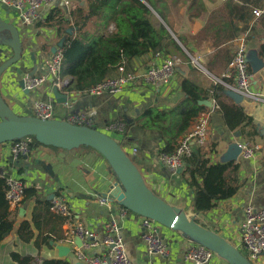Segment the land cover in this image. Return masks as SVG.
Masks as SVG:
<instances>
[{
  "label": "crops",
  "instance_id": "1",
  "mask_svg": "<svg viewBox=\"0 0 264 264\" xmlns=\"http://www.w3.org/2000/svg\"><path fill=\"white\" fill-rule=\"evenodd\" d=\"M68 1L66 7L72 0ZM141 1L152 11L156 24H163L171 34L172 41L181 49L177 52L173 46L168 45V49L174 51L173 55L180 57L181 64L186 66L184 74L175 71L171 82L159 89L149 88L137 82L128 90L115 94L90 95L86 92L68 94L63 91L68 97L66 106L58 105L52 99L51 78L35 91L26 94L19 87V80L33 69L35 76L45 74L47 71L45 62L51 48L61 39L65 41L66 36L60 33L57 35L56 27L41 25L47 16V9L42 14V20L26 29L18 25L13 10L0 3V21L11 23L20 29L21 35L26 39V53L32 52L35 59L34 62L28 60L22 66L21 63H17L2 75L0 80L2 97L17 115H32L34 102L41 101L52 106L53 118L62 119L67 112H82L89 116L96 128L101 131H105L106 125L111 122H119L125 126L122 121L124 119L129 125L120 133L111 131L109 134L137 166L147 186L168 204L195 216L201 226L236 244L245 207L247 205L255 208L264 207V37L248 39L250 30L255 27L256 18L252 14L255 7L239 9V0ZM54 5L59 6L60 10L66 8L59 1ZM73 8L74 5L70 10ZM60 15L62 14L59 12L58 16ZM262 16L264 21V14L260 18ZM70 20L63 30L74 37V16ZM110 25L114 26L113 23ZM262 33L264 34V28ZM241 42L247 47L250 70L254 69V73L251 70L254 77L250 93L244 95L234 90L233 79L223 78ZM11 54L8 47L0 45V64ZM156 63L158 61L153 57V53L149 52L134 58L132 67L138 72H143ZM183 78L192 81L200 89L201 100L210 103L209 107L206 106V109L201 111L209 113L210 134L205 146L200 148V153L205 158L212 162L225 163L223 159L226 157L228 147L233 143L238 144L240 148L242 145L258 148L252 159L233 161L234 164H241L240 190L231 198L217 202L216 206L205 214L193 210L191 191L184 179L178 175L169 176L159 163L158 154L167 147L165 135L157 128L144 129L138 126L139 117L148 108L178 112L179 108L185 105L186 98L179 87ZM226 79L230 80V83L226 84L224 82ZM63 80L68 82L69 77L66 76ZM217 83L225 84L226 103L237 104L227 91L236 92L242 97L238 104L252 118L258 131L253 142H247L238 130L232 132L226 130L222 117L215 108L216 101L210 97V88ZM174 130L172 128V131ZM6 147V144L0 145V176L20 178L25 188L33 189L34 193L25 195L19 208L14 209L10 206L7 208L9 213L13 214L14 211L17 213L12 230L0 242V264H18L12 259L13 253L31 258L30 264H43L46 260L84 264L78 260L77 251L82 250L89 256L101 254L104 249L101 246L105 235L104 225L111 220L117 225L125 252L132 264H190L183 261V256L187 249L194 247L195 244L164 227H161L159 232L168 247L166 256L148 254L147 246L140 238L141 217L130 212L125 217L120 215V206L112 199V195L120 188L119 182L106 160L95 150L79 147L66 151L49 146H37L28 156L13 160L9 158ZM56 196H62L72 208V217L66 219L63 224H60L61 217H57L42 205ZM104 196L112 200L111 208L98 204V199ZM38 201L40 205H37ZM19 209H23L24 212L19 213ZM34 212L39 217V227L32 228L31 241L23 242L18 238L19 226L24 221L30 222ZM75 225H81L94 232L96 242L94 247L84 250L77 246L75 236L69 234ZM46 237L48 240L45 241ZM59 247L67 248L68 254L60 255ZM208 264L227 262L221 258H214ZM257 264H264V256Z\"/></svg>",
  "mask_w": 264,
  "mask_h": 264
},
{
  "label": "trees",
  "instance_id": "2",
  "mask_svg": "<svg viewBox=\"0 0 264 264\" xmlns=\"http://www.w3.org/2000/svg\"><path fill=\"white\" fill-rule=\"evenodd\" d=\"M81 1H84L83 4ZM81 1L74 4V8L68 12L67 19L63 14L58 16L61 10L56 5L49 9L44 23H41L49 28L56 27L62 36H66L62 46V65L59 72L60 78L69 77L68 86L64 89L66 93H85L90 87L105 79L116 78L119 76V67H124L126 72H135V68L132 67L133 59L149 52L173 55L174 51L169 50L168 45L173 46L177 52L181 51L172 41V36L166 27L161 23L156 24L152 11L141 0ZM145 1L149 2V0ZM239 3V9L252 6L263 9L264 14V0H239ZM73 16L74 37L66 34L62 26L70 23ZM110 23H113L115 27L113 33L106 32ZM263 28L262 16L255 21V27L250 30L248 39L264 37ZM55 80L54 78L53 81ZM224 82L227 84L230 80L226 79ZM179 87L186 98V103L179 108L178 112L148 108L138 119L140 128H157L165 135L167 147L162 152H171L178 137L188 129L197 114L206 109L205 105L199 104L203 101L199 96L200 89L192 81L183 78ZM210 90V97L216 101L217 111L222 117L226 130L230 132L238 130L242 138L247 142H253L258 131L244 108L240 104L225 102L226 87L223 84L217 83ZM122 121L125 126L129 125L124 119ZM172 128L175 130L172 131ZM27 138L31 140V150L37 146H43L32 136ZM183 166L184 170L178 176L184 179L191 191L195 212L208 213L217 202L231 198L242 187L239 180L240 163L212 162L200 153L198 147L194 148L190 157L185 158ZM6 179L7 175L0 176V242L12 230L17 213L14 211L12 214L7 211L8 205L2 196L6 189ZM24 193L25 195L33 194L34 190L25 188ZM37 205H40L39 201ZM42 205L48 210L50 203L45 202ZM60 219V224L66 222V219ZM39 224V217L34 212L30 222L24 221L20 224L18 238L23 242L31 241L32 228L39 227ZM44 240H48V237ZM11 256L18 264L31 263L29 257H21L16 253ZM43 264L69 263L63 260H46Z\"/></svg>",
  "mask_w": 264,
  "mask_h": 264
},
{
  "label": "built area",
  "instance_id": "3",
  "mask_svg": "<svg viewBox=\"0 0 264 264\" xmlns=\"http://www.w3.org/2000/svg\"><path fill=\"white\" fill-rule=\"evenodd\" d=\"M58 1L66 6L69 4L68 0H0V3L11 8L15 13L18 25L27 29L42 20L44 10L47 9L49 11ZM252 14L254 18H258L263 14V11L259 8H253ZM107 32H115V27L113 25L108 26ZM246 52V44L241 42L228 65V72L223 75V78L234 80L233 88L240 95L250 93V85L254 77L245 59ZM153 57L158 63L152 64L143 72H126L124 67H119L118 77L105 79L90 87L86 93L90 95L120 93L135 86L137 82H141L143 86L153 89L168 85L175 75V65L181 64L182 60L178 56L163 52L153 53ZM45 65L47 70L45 74L39 76L26 75L23 78L25 90L33 92L49 78H51L52 86L60 87L63 85L65 81L59 77L62 65V48H56L55 52L47 58ZM54 78L56 79L55 81H53ZM67 103L64 105L66 106ZM215 108L218 109L217 104ZM52 112L53 109L49 103L34 102L33 116L41 119H52ZM62 119L72 124L96 127L93 120L82 112H67ZM124 127V124L119 122H111L106 125L103 132L108 134L111 131L120 133L124 130ZM209 134V113L200 112L189 129L179 137L174 149L171 152H160L158 154L159 163L172 177L177 175L178 169L184 165L185 158L192 155L194 148L205 146ZM30 141L29 138H22L6 143L9 158L16 160L28 156L31 151ZM257 149V147L242 145L240 157L244 160H250L256 154ZM24 190L25 186L20 178L8 177L6 179V189L3 192L7 205L14 209L19 208L25 196ZM49 203V210L54 215L64 219L72 217V208L62 196L53 197ZM98 204L111 208L112 202L104 196L98 199ZM119 209L122 217H125L129 212L122 207ZM140 227V238L146 244L148 254L166 256L168 247L159 232L161 227L156 222L143 217L140 220ZM104 229L105 235L101 241V246L104 248L103 252L99 255L89 256L84 251L79 250L76 253L78 260L84 264H132L125 252L124 243L116 223L111 220L104 225ZM238 232L239 240L233 245L241 253L242 251L245 252L242 254L252 264H257L264 256V207L255 208L247 205L243 211V221L239 225ZM69 234L83 240L81 247L84 250L96 245L94 232L81 225H75ZM214 258L219 257L209 249L195 245L187 249L183 256V261L190 264H208Z\"/></svg>",
  "mask_w": 264,
  "mask_h": 264
},
{
  "label": "water",
  "instance_id": "4",
  "mask_svg": "<svg viewBox=\"0 0 264 264\" xmlns=\"http://www.w3.org/2000/svg\"><path fill=\"white\" fill-rule=\"evenodd\" d=\"M25 40L17 26L0 21V45L8 47L12 53L10 57L0 64V80L2 75L13 65L21 63L22 66L28 60L35 61L32 52L26 53ZM63 41L64 39H61L56 46H53L49 55L53 54L56 48H62ZM245 59L250 67L248 51ZM184 69H186V66L183 64L175 65L176 72L184 74ZM253 70L252 72L254 73ZM27 75L35 76V70L33 69ZM18 85L24 90V93H29V91L24 89L23 79L19 80ZM67 86L68 82H64L60 87L51 86L50 95L56 104L64 105L67 102V94L63 92ZM227 94L237 104L242 99L236 92L227 91ZM199 104L210 106L208 101H200ZM31 136L43 146L61 150L70 151L79 147H88L95 150L106 160L119 182L120 188L112 195V199L120 207L130 213L150 219L160 227L179 233L181 237L195 245L209 249L219 258L226 261L227 264H252L232 243L214 231L198 224L195 216L189 215L177 206L168 204L164 199L156 195L147 186L137 166L111 135L98 128L72 124L64 119H41L33 115H17L13 112L9 103L3 99L0 86V145ZM240 152L241 148L238 144H231L223 161L225 163L233 162L237 159L243 161L239 155ZM183 170L184 166L178 169L177 175H180ZM168 175L171 176L169 173ZM107 199L112 202L110 198L107 197ZM22 212L24 210L19 209V213ZM75 238L77 246L80 248L83 240L77 236ZM58 250L60 255L68 254V249L65 247H59ZM77 264L81 263L78 262Z\"/></svg>",
  "mask_w": 264,
  "mask_h": 264
},
{
  "label": "rangeland",
  "instance_id": "5",
  "mask_svg": "<svg viewBox=\"0 0 264 264\" xmlns=\"http://www.w3.org/2000/svg\"><path fill=\"white\" fill-rule=\"evenodd\" d=\"M81 0H72L71 1V4L68 6V7H66V5H64V7H66V8H62L61 9V14H63L64 16H65V18H67V16H68V12H69V10H70V7L71 6H73L74 4L76 5V4H78V2H80ZM81 2H84V1H81ZM82 4V3H81ZM259 19H260V17H258ZM257 19V18H256ZM258 19V20H259ZM258 20H256V21H258ZM63 27H66V24H63L62 25ZM66 32V31H65ZM58 33H60V32H57V35H58ZM108 134V133H107ZM189 214V213H188ZM189 215H191V214H189ZM242 253H245V252H243L242 251Z\"/></svg>",
  "mask_w": 264,
  "mask_h": 264
}]
</instances>
